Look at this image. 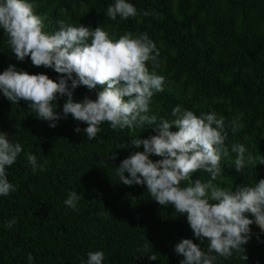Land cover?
<instances>
[{"label": "trees", "instance_id": "16d2710c", "mask_svg": "<svg viewBox=\"0 0 264 264\" xmlns=\"http://www.w3.org/2000/svg\"><path fill=\"white\" fill-rule=\"evenodd\" d=\"M264 0H0V264H264Z\"/></svg>", "mask_w": 264, "mask_h": 264}, {"label": "rangeland", "instance_id": "374dc122", "mask_svg": "<svg viewBox=\"0 0 264 264\" xmlns=\"http://www.w3.org/2000/svg\"><path fill=\"white\" fill-rule=\"evenodd\" d=\"M258 219H259V218H257V220L255 221V223H256V225H257L259 228H262L263 223H264V220H262V218H260V221L258 222Z\"/></svg>", "mask_w": 264, "mask_h": 264}, {"label": "clouds", "instance_id": "9594fccd", "mask_svg": "<svg viewBox=\"0 0 264 264\" xmlns=\"http://www.w3.org/2000/svg\"><path fill=\"white\" fill-rule=\"evenodd\" d=\"M262 219H263V218H262ZM256 220H257V218H256ZM256 220H255V221H256ZM263 224H264V223H263Z\"/></svg>", "mask_w": 264, "mask_h": 264}, {"label": "bare ground", "instance_id": "6f19581e", "mask_svg": "<svg viewBox=\"0 0 264 264\" xmlns=\"http://www.w3.org/2000/svg\"><path fill=\"white\" fill-rule=\"evenodd\" d=\"M261 218V217H260ZM263 220V219H262Z\"/></svg>", "mask_w": 264, "mask_h": 264}]
</instances>
